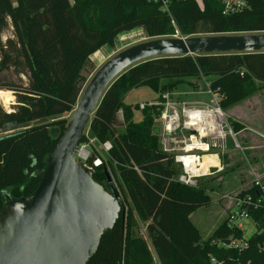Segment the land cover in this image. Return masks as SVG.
Listing matches in <instances>:
<instances>
[{
  "label": "trees",
  "instance_id": "1",
  "mask_svg": "<svg viewBox=\"0 0 264 264\" xmlns=\"http://www.w3.org/2000/svg\"><path fill=\"white\" fill-rule=\"evenodd\" d=\"M245 1L244 10L223 15L221 0H202L201 5L195 0H16L15 5L0 0V36L8 27L12 32L0 42V72L12 69L26 78V83L19 78L0 84L15 97L12 111L0 106V194L18 199L36 188L44 158L87 82L82 71L92 54L137 28L147 38L264 32V2ZM209 76L216 77L212 88L224 111L264 89V51L151 58L121 73L101 96L80 142L94 137L111 143L106 159L94 150L86 164L101 158L92 166V178L107 189L104 169L109 170L122 196L121 211L87 264H264V209L246 206L256 229L250 237L244 238L227 217L201 241L190 214L210 198L202 185L176 180L179 169L172 155L152 134L161 107L143 108L137 122L133 111L138 105L122 103L140 86L159 93L161 101L178 81ZM167 79L173 82L161 84ZM118 111L120 128L115 125ZM229 124L234 133L242 129L235 121ZM53 126L55 136L49 132ZM262 195L254 182L236 199ZM3 201L0 196V209ZM139 225L148 241L136 234ZM230 240H245L246 247L223 245Z\"/></svg>",
  "mask_w": 264,
  "mask_h": 264
},
{
  "label": "water",
  "instance_id": "2",
  "mask_svg": "<svg viewBox=\"0 0 264 264\" xmlns=\"http://www.w3.org/2000/svg\"><path fill=\"white\" fill-rule=\"evenodd\" d=\"M264 51V32L148 38L104 61L85 83L34 191L12 198L2 191L0 264H87L121 211V196L107 168L108 188L74 158L93 112L113 80L151 58ZM1 103V101H0ZM159 128L152 129L158 135Z\"/></svg>",
  "mask_w": 264,
  "mask_h": 264
},
{
  "label": "rangeland",
  "instance_id": "3",
  "mask_svg": "<svg viewBox=\"0 0 264 264\" xmlns=\"http://www.w3.org/2000/svg\"><path fill=\"white\" fill-rule=\"evenodd\" d=\"M132 31L134 33L129 31L127 33H122L123 35L120 34L121 36L119 35V37L117 36L112 47L103 46L100 50L92 54V58L90 57V61L86 64L84 70L82 71V74L86 77L87 81L104 61L116 54L118 51L126 48L127 46L148 39L140 28ZM8 37H12L11 27H8L3 31L0 36V42L3 43ZM19 78L23 83H26L25 76H18L12 71V69L0 72V84H6L9 82L17 83L19 82ZM192 85L195 86L194 89L190 84L178 81L165 91L174 94L173 98L176 100L207 102L208 98L204 92V81L197 80V82L192 83ZM262 90L257 91L256 93H262ZM8 91H10L13 95L11 90H7L4 87L0 88V97L1 99L11 98L10 102L12 103L8 106H4L0 103V106L5 111H12V106L15 104V97ZM157 97L158 93L149 87L140 86L129 91L123 97L122 103L134 105L139 104L140 102L154 101ZM253 104L255 105L254 107L252 106V103L242 101L232 105L233 107L230 106L232 107V111H229L230 114L226 112V109L224 110L227 122H230V120L235 121L234 118L239 117L246 124V126L249 127L240 133V135L237 136L236 134V139L240 147H234L228 135L221 146L219 143H216V145L212 147L211 152L217 154L216 158L218 160V164L222 167V170L215 171L214 168H211V174L197 179V185H202L206 188V193L210 198V203L208 205L199 207L190 214V220L197 228L201 241L206 240L212 234L214 229L229 216H232V220L235 223L240 222L244 238L250 237L256 230L249 216H238L235 204L236 195L251 187L254 182H257L258 185L262 187L264 192V98H262V104H257L255 102H253ZM72 112L73 110L66 115L67 121L71 117ZM142 118V111L139 108L134 109L133 120L138 122ZM115 120V125L117 126V116L115 117ZM153 123L154 125H157L159 124V121L155 119ZM56 130L57 128L54 126L49 127L50 134H53ZM3 132L4 131H0V133ZM186 136L187 133H179L176 138L182 140L183 137ZM98 153L103 159H106V153L103 151ZM135 232L137 235L147 240L146 233L142 225H139ZM154 264L159 263L155 261Z\"/></svg>",
  "mask_w": 264,
  "mask_h": 264
},
{
  "label": "built area",
  "instance_id": "4",
  "mask_svg": "<svg viewBox=\"0 0 264 264\" xmlns=\"http://www.w3.org/2000/svg\"><path fill=\"white\" fill-rule=\"evenodd\" d=\"M262 1L264 2V0ZM247 7L248 5L245 0H221V12L223 15L240 12ZM212 82V80L207 78L204 80V92L208 98L207 102L176 100L173 98L174 94L164 92L161 94V101L156 100L154 102H140L137 104L140 110L148 106L161 107L159 114L155 117L159 121V124L155 125L159 128L157 135L159 138V147L164 152L172 155L173 162L179 169L176 180L187 186H197V179L211 174V168H214L215 171L222 170L220 165L208 164L207 174L194 171L198 170L200 166L199 161L203 156L214 154L211 151L216 143H219L221 146L228 135L232 145L234 147H240L236 139L237 132H233L230 124L226 121L225 112L218 104L220 95L216 88H212ZM179 133H187V136L179 140L176 138ZM192 137L197 139L198 147L191 146ZM94 149L97 152L103 151L107 154L111 149V143L109 141L98 142L94 137H87V140L79 142L77 145L74 158L81 164L92 169V166H98L101 163V158L96 156L92 160V166L86 164ZM215 155L217 156L216 153ZM194 165L193 170L192 167ZM256 184L258 183L256 182ZM235 200L239 217H248L246 211L247 205H251L254 208L262 207L264 209V192L260 198L254 200L249 196L241 200ZM228 218L230 224L241 229L240 222L235 223L232 220V216ZM223 245L244 248L246 247V242L245 240H230L229 244Z\"/></svg>",
  "mask_w": 264,
  "mask_h": 264
},
{
  "label": "crops",
  "instance_id": "5",
  "mask_svg": "<svg viewBox=\"0 0 264 264\" xmlns=\"http://www.w3.org/2000/svg\"><path fill=\"white\" fill-rule=\"evenodd\" d=\"M199 5H201V3H202V0H195ZM11 2H12V4L13 5H15L16 4V0H11ZM123 35V34H122ZM121 36V35H120ZM119 37V36H118ZM92 56V55H91ZM90 56V57H91ZM92 58V57H91ZM211 79L212 81H214L215 79H216V77L215 76H209V77H202V78H200V79H195V78H186V79H182L181 81L182 82H185V83H188V84H192V83H195V82H197V80L198 81H204L205 79ZM173 81H169V80H162L161 81V84H168V83H172ZM190 87V86H189ZM263 91L264 90H262V93H254L253 95H251V96H249V97H247V98H245V99H243L242 101H244V102H246V103H252V106L254 107L255 105L253 104V102H255V103H257V104H262V98H264V94H263ZM158 96H159V93H158ZM159 99V97H157V99L156 100H158ZM156 100H154V101H156ZM154 101H148V102H154ZM242 101H240V102H242ZM239 103V102H238ZM233 107V106H232ZM232 107H229L228 109H226V112L228 113V114H230L229 113V111H232ZM116 116H117V121H118V127L120 128V126H119V124L121 123V116H120V113H119V111L116 113ZM234 120L236 121V122H238L239 124H241L242 126H243V128L240 130V131H238L236 134H237V136L238 135H240V133H242L244 130H246L248 127L246 126V124L241 120V118H239V117H235L234 118ZM57 134V130L53 133V134H51L52 136H55Z\"/></svg>",
  "mask_w": 264,
  "mask_h": 264
},
{
  "label": "bare ground",
  "instance_id": "6",
  "mask_svg": "<svg viewBox=\"0 0 264 264\" xmlns=\"http://www.w3.org/2000/svg\"><path fill=\"white\" fill-rule=\"evenodd\" d=\"M131 32L134 33L133 31H131ZM0 101H1L2 105H4V106H6V105L8 106L9 104L12 103V102H10L11 98L1 99V97H0ZM191 141H192V143H191L192 147H198L199 146L196 138L192 137ZM201 147H202V145H201ZM187 148H189V147H187ZM208 164L215 165V166L219 165L215 154L203 156L202 159L199 161L200 166H199L198 170H194L195 165L192 167V169L194 171H198V172H202L203 174H207Z\"/></svg>",
  "mask_w": 264,
  "mask_h": 264
}]
</instances>
